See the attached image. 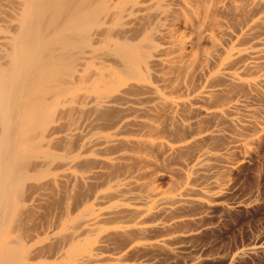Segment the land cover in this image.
<instances>
[{"label": "bare ground", "instance_id": "obj_1", "mask_svg": "<svg viewBox=\"0 0 264 264\" xmlns=\"http://www.w3.org/2000/svg\"><path fill=\"white\" fill-rule=\"evenodd\" d=\"M263 133L264 0H0V264H199Z\"/></svg>", "mask_w": 264, "mask_h": 264}, {"label": "rangeland", "instance_id": "obj_2", "mask_svg": "<svg viewBox=\"0 0 264 264\" xmlns=\"http://www.w3.org/2000/svg\"><path fill=\"white\" fill-rule=\"evenodd\" d=\"M259 142L251 156L238 163L241 165L237 164L235 173L229 176L228 183L231 182L225 199L229 210L217 209L200 222L194 228L201 229L199 235L186 244L190 256L202 259L199 264H234V261L235 264H264L262 254L234 259L250 243L264 245V133ZM183 258L185 261L189 256Z\"/></svg>", "mask_w": 264, "mask_h": 264}]
</instances>
